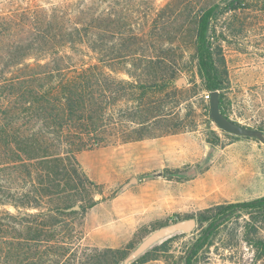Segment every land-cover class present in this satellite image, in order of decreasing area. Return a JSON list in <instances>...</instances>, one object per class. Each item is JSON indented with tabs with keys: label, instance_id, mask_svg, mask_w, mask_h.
Returning a JSON list of instances; mask_svg holds the SVG:
<instances>
[{
	"label": "rangeland",
	"instance_id": "1",
	"mask_svg": "<svg viewBox=\"0 0 264 264\" xmlns=\"http://www.w3.org/2000/svg\"><path fill=\"white\" fill-rule=\"evenodd\" d=\"M228 2L0 0V18L33 24L35 36L45 25L46 30L49 25L54 29L57 23L98 21L107 33L105 42L110 51V35L115 26L114 44L120 53L131 50L136 59L145 61H135V65L133 59H128V63L114 62L118 79L128 80L127 72H132L138 80L139 76H157L169 82L167 90H150L148 96L155 107L162 108V115L142 126L141 110L134 109L137 104L119 102V110L115 109L117 106L108 110L104 143L75 152L81 168L96 184L89 194L99 200L78 217L61 218L67 242L70 234L77 235L73 236V247L77 246L78 256L96 248L126 249L130 255L148 236L175 223L177 217H196L218 205L264 197V143L227 135L215 123L209 125L210 100H206L207 92L193 58L200 16L209 8L225 7ZM242 2L240 9L220 14L213 21L212 41L228 72L230 119L264 132V0ZM81 9L85 10L83 15L79 13ZM7 43L8 39L1 36V54ZM88 55L84 56L85 62L95 64L94 54ZM157 58L158 62H150ZM27 61L35 63L33 58ZM210 129L219 136L213 146L207 142ZM6 180L3 186L12 194L32 192L37 186V182L28 180L20 188L23 182ZM50 207V200L45 199L39 209L47 211ZM24 213L25 209L18 210L11 203L0 204V264L13 263L11 244L23 241L19 218ZM11 217L16 219L14 223ZM247 220L243 214L222 228L214 245L199 254L198 264H264V260L255 261L256 253L246 241ZM196 229L175 234L184 235L175 238L169 253L160 259L138 264H184ZM253 235L264 240V219L256 225ZM63 260H72V256Z\"/></svg>",
	"mask_w": 264,
	"mask_h": 264
},
{
	"label": "trees",
	"instance_id": "2",
	"mask_svg": "<svg viewBox=\"0 0 264 264\" xmlns=\"http://www.w3.org/2000/svg\"><path fill=\"white\" fill-rule=\"evenodd\" d=\"M242 3V0H229L225 7L206 10L198 20L195 37L193 58L203 89L209 94L220 92V109L228 119V72L220 50L215 49L212 41L213 21L220 14L240 9ZM79 13L83 15L85 10ZM45 26L35 36L33 24L11 17L0 18V37L8 39L0 53V204L11 203L16 209L26 211L24 217L19 218L23 241L11 244L12 264H123L129 255L126 249H88L78 256L77 246L73 247V232L67 242L62 216L78 217L99 203L89 194L96 184L81 168L75 152L104 143L108 110L113 106L120 109L119 102L124 101L129 106L137 104L134 109L141 110L139 124L142 126L162 115V108L155 107L148 96L150 90H167L169 82L157 76L153 79L139 76L138 80L132 72H127L128 80L118 79L114 62L128 63V59H133L135 65V61H145L136 59L138 57L131 50L120 53L114 44L115 26L110 35V51L105 42L107 33L98 21L57 23L54 29L49 25L46 30ZM90 52L96 63L88 65L84 56ZM30 58L35 63H29L27 59ZM158 58L150 62L154 64ZM136 114L138 116V112ZM208 123L214 122L209 119ZM218 137L210 129L207 142L216 145ZM9 178L23 182L20 188H24L28 180L37 182V186L30 190L32 192L12 194L3 186ZM45 199L50 200L52 207L40 211ZM76 206L80 210H71ZM34 209L39 211L27 212ZM243 214L248 216L245 238L256 253L255 261L264 260V240L253 235L256 225L264 219L262 197L251 202L218 205L196 217H177L174 222L197 220V234L184 264H198L199 254L214 245L221 229ZM15 221L11 217V222ZM10 227L15 231V225ZM180 235L155 245L131 264L160 259L169 253L171 242ZM69 254L72 260H63Z\"/></svg>",
	"mask_w": 264,
	"mask_h": 264
},
{
	"label": "water",
	"instance_id": "3",
	"mask_svg": "<svg viewBox=\"0 0 264 264\" xmlns=\"http://www.w3.org/2000/svg\"><path fill=\"white\" fill-rule=\"evenodd\" d=\"M210 119L224 132L244 138H254L264 143V132L259 129L245 127L228 119L220 109V92L214 91L210 94ZM162 174H159L161 176ZM133 181H137L134 179ZM79 207L76 206L75 209ZM197 227L195 218L177 221L169 226L161 228L148 236L124 261V264H131L148 250L160 242L180 232L190 233Z\"/></svg>",
	"mask_w": 264,
	"mask_h": 264
},
{
	"label": "built area",
	"instance_id": "4",
	"mask_svg": "<svg viewBox=\"0 0 264 264\" xmlns=\"http://www.w3.org/2000/svg\"><path fill=\"white\" fill-rule=\"evenodd\" d=\"M206 100H210V94L206 93Z\"/></svg>",
	"mask_w": 264,
	"mask_h": 264
}]
</instances>
